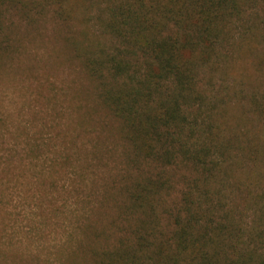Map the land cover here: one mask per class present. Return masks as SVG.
<instances>
[{"label": "trees", "instance_id": "trees-1", "mask_svg": "<svg viewBox=\"0 0 264 264\" xmlns=\"http://www.w3.org/2000/svg\"><path fill=\"white\" fill-rule=\"evenodd\" d=\"M9 11L77 18L64 39L121 139L71 264H264V0H0V56Z\"/></svg>", "mask_w": 264, "mask_h": 264}, {"label": "rangeland", "instance_id": "rangeland-1", "mask_svg": "<svg viewBox=\"0 0 264 264\" xmlns=\"http://www.w3.org/2000/svg\"><path fill=\"white\" fill-rule=\"evenodd\" d=\"M6 17L11 25L10 51L0 56V264H71L69 259L78 262L70 251L84 221L96 218L92 207L99 192L119 174L121 139L104 126L114 120L64 39L80 27L77 18L62 22L46 12L29 22L14 11ZM82 150L91 161L79 179ZM75 254L83 264L84 252Z\"/></svg>", "mask_w": 264, "mask_h": 264}]
</instances>
